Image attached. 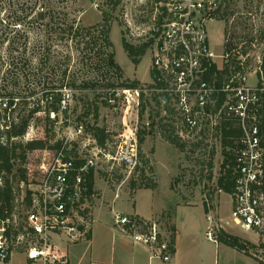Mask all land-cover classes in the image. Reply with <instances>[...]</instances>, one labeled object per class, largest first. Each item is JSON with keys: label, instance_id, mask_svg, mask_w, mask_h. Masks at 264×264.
Returning <instances> with one entry per match:
<instances>
[{"label": "built area", "instance_id": "obj_1", "mask_svg": "<svg viewBox=\"0 0 264 264\" xmlns=\"http://www.w3.org/2000/svg\"><path fill=\"white\" fill-rule=\"evenodd\" d=\"M231 1L146 0L143 20L138 25L128 21L130 42L148 43L151 79L118 89L110 87L108 102L115 107L121 100L123 105V127L115 153L109 148L108 137L103 144L99 142L95 123H72L71 87L60 89L56 107L52 95L45 97L49 106L32 103L36 112H45L54 127L63 129L64 136L57 147L32 150L38 161L24 167V210L17 217L12 213L0 219V261L19 251L25 264H69L67 246L87 240L92 230L98 171L104 164L110 165L109 170L114 163L125 168L126 176L115 188V197H120L121 187L138 168L139 132L150 130L152 113L167 114L170 131L187 145L221 143L216 131L222 129L225 119L238 122L241 134L234 153L232 219L246 229L264 228V194L260 191L264 174V45L257 56L259 63L251 69L245 58L233 52L217 53L210 43V24L225 17ZM18 100L16 96L0 97L2 131L22 117L12 118ZM28 131L20 138L29 135ZM16 138L11 137L10 143ZM1 141L8 142L5 134ZM218 191L224 192L220 187ZM207 218L213 221L211 215ZM114 224L147 245L153 256L171 260L170 235L157 222L115 213ZM214 228L210 227L209 235Z\"/></svg>", "mask_w": 264, "mask_h": 264}, {"label": "rangeland", "instance_id": "obj_2", "mask_svg": "<svg viewBox=\"0 0 264 264\" xmlns=\"http://www.w3.org/2000/svg\"><path fill=\"white\" fill-rule=\"evenodd\" d=\"M4 1L5 4L8 3V0ZM54 1H56L55 4L58 7L73 2V0ZM61 1L65 3L62 4ZM74 1H76L74 6L81 7L77 14V19L81 24L91 25L101 21L102 11L99 9V5H102L103 0ZM145 2L146 0H123L120 6L111 9L114 18L110 38L116 54L115 60L121 68L122 77L120 78L113 72L99 74L90 67L88 68L86 60L82 59L83 55L79 51L83 46V42H80L78 47L73 40L61 39L56 32L49 33L47 29H23L20 26L17 29H5L6 23L11 21L12 18L6 17L8 14L6 9L2 10L0 13V97L4 95L19 97L18 102L15 103L16 111L12 118L15 120H18V117L21 116L27 118L29 112L33 109L32 103L34 102L49 106L43 95L48 81L51 77H54L55 81L58 78L60 79L62 71L66 67L68 73H74L80 80L97 75L100 82L97 86H94L95 88L85 89L79 86H67L74 90L72 123L75 124V122L83 120L88 126H91L93 122L96 126L105 127L107 137L111 143L109 148L115 153L117 136L123 127V105L121 100L117 102L115 107L108 102L110 87L120 88L123 86L119 85L121 81H127V84L136 81L138 84L149 82L151 79V57L148 51L141 62L136 65L128 55L122 42L123 36L130 42L129 29H127L128 21L133 25H138L143 20L141 17L144 14L142 11L145 8ZM39 4H41V0ZM209 28L210 43L215 52H233L238 57L245 58L251 69L254 68L259 63L257 56L263 52L264 0H232L226 8L225 17L211 23ZM132 42L136 43L135 40H132ZM11 47H17L18 50L11 52ZM48 47H50L53 57L50 66H43L40 57L42 51ZM25 48L26 52L22 54ZM55 61H59V64H54ZM26 62H28V65L24 66ZM111 81L115 85H107ZM28 97H31L30 100ZM145 117L142 116V119L144 120ZM0 120L4 124V121ZM151 120L152 126L150 130H146L147 133L144 134L142 143L140 142V136L143 135H140L139 132L140 162L135 174L121 187V198L114 199V191L126 176L125 168L114 163L112 170H109L110 165L104 164L98 171L95 185L98 193L102 191L100 188L109 189L107 194L109 201L105 203L110 206L112 203L125 201L132 205L131 194L138 188H145L140 187L142 186L140 184L150 182V180L156 181L157 184L159 181L160 193L167 192L170 185L175 198L177 197L180 202L202 200L206 205V202H208L206 198H208L212 203L211 208H213L216 218H218L217 223H220L219 218H225L224 223L235 227L236 232L247 236L246 230L248 235L254 238V243L247 242L248 249L253 253L252 256L262 263L264 261V228L246 229L235 223L230 211L232 196L229 193L218 191L217 178L220 175L224 158L221 143L217 141L212 145L203 144L196 147L185 145V148L182 149L180 145L169 140V135L172 137L174 134L169 132L170 117L167 114L152 113ZM30 126L27 138L19 137L11 140V142L26 143L29 139H46L49 143H53L64 136L63 129L54 127L47 119L45 112L32 114ZM172 130L175 132L173 128ZM26 155L27 158L24 162L17 159L16 167L9 175L13 181L15 193L14 217H17L24 210L23 195L25 186H22L23 181L19 180L21 173L19 167H25L29 162L35 164L38 161L33 151L27 150ZM211 160L213 162L212 167L208 164ZM210 174H212L211 179L209 178ZM14 175L17 178H14ZM133 181L136 182V187L133 186ZM222 193L220 203L218 199ZM98 202H104V200ZM93 203L94 201L92 205ZM156 222L163 231H167L169 227L167 215L161 216L159 221ZM218 228L219 226L215 225L213 233L218 232ZM12 256L13 264H25L19 251H15Z\"/></svg>", "mask_w": 264, "mask_h": 264}, {"label": "trees", "instance_id": "obj_3", "mask_svg": "<svg viewBox=\"0 0 264 264\" xmlns=\"http://www.w3.org/2000/svg\"><path fill=\"white\" fill-rule=\"evenodd\" d=\"M8 0L5 4L4 0H0V13L2 10L6 9L8 14L7 18H12L5 25V29L12 28L17 29L18 26L23 27V29H47L49 33L56 32L58 37L64 40H73L75 44L79 47L80 42H83V46L79 50L86 60V65L88 68L97 71L99 74L103 73H116L118 77H122L121 68L115 60V51L113 50V43L110 38V32L112 29L113 14L111 9L117 8L123 2V0H103L102 5H99V9L102 11L101 21L91 24L83 25L77 19V14L81 10V7L74 6L76 1L73 0L72 3H67L66 5L57 6L54 0ZM59 3V1H58ZM64 4V1H61ZM39 5V6H38ZM107 7V8H106ZM10 13V14H9ZM264 34V32H263ZM76 39H78L76 41ZM122 42L128 55L134 62L138 65L143 56L147 53L148 43H131L124 36L122 37ZM18 50L17 47H11V52ZM26 52V48L23 49ZM53 54L51 53L50 47L45 48L42 51L40 57V62L43 66H50ZM236 55L232 57V63L236 62ZM54 64H59V61H55ZM28 62L24 64L27 66ZM55 68V67H53ZM106 69V71H104ZM228 72V67L226 69ZM55 72V71H53ZM54 75V74H53ZM105 75V74H104ZM80 82V83H78ZM100 80L98 76H93L87 79L80 80V78L74 73H68V68L62 71V77L55 81L54 77H51L48 81L46 90L44 91V97L48 98L50 95L53 97L52 106L56 107L57 102L61 99L62 91L60 89L71 86V87H82L85 89L95 88L99 84ZM127 81H121L119 85H126ZM131 84H137L133 82ZM107 85H115L114 82H108ZM106 85V86H107ZM14 96V95H11ZM38 108L31 110L27 118H20L18 123H12V126L7 131H2L0 129V219H4L11 215L14 210V185L10 178V174L16 167L17 159L21 162L26 160V151H32L39 148H44L47 145L52 147H57L60 145L61 141L58 140L54 144L49 143L46 139H32L26 143L17 141L15 143H10L11 137H21L28 129L30 125V119L32 114H34ZM2 114L0 112V119ZM94 134L101 144L106 140V129L103 126H95ZM169 132L172 133V131ZM219 132L221 139V146L223 149V162L220 169V175L217 178V188H222L224 192L229 194L233 191L234 184V165L235 158L234 153L237 147V139L241 134V130L238 127V122L236 120L225 119L222 129L217 130ZM146 130H140V142L144 141V134ZM6 135L8 139L7 143L1 141V137ZM262 135V145L264 147V122L261 126ZM169 140L177 145H180L182 149L185 148V143H181L176 136L169 135ZM194 147L201 144H192ZM209 166H213L212 160L209 161ZM21 173L19 180L26 179V169L24 167H19ZM144 176V175H143ZM14 178H17L14 175ZM149 178V177H148ZM212 178V174L209 175ZM263 183L260 186V191L264 194V174ZM150 180V178H149ZM133 186L136 187V182H132ZM94 185V175L91 172V186ZM145 188H156L157 182L150 180L147 183L140 184ZM218 232L215 233L216 238L224 242L239 251L249 253L247 242L232 233L226 232L224 229H217ZM174 237L170 235V245L171 249L174 248ZM9 259H7L8 261Z\"/></svg>", "mask_w": 264, "mask_h": 264}, {"label": "crops", "instance_id": "obj_4", "mask_svg": "<svg viewBox=\"0 0 264 264\" xmlns=\"http://www.w3.org/2000/svg\"><path fill=\"white\" fill-rule=\"evenodd\" d=\"M100 190L102 191L98 193L96 187L89 238L68 245L66 248L69 264H264V261L260 263L256 260L249 249L251 254L219 241L215 232L209 235L210 227L218 225L219 228L243 238L246 242H255L254 238L248 235V231L245 230L247 232L245 236L236 232L235 227L224 223L225 218H219L220 223H217L218 218L208 198L206 205L202 200L180 202L177 197L175 198L170 185L167 192L160 193L158 181L156 188L136 189L131 194L132 205L125 201H114L115 204L108 206L105 202L109 201L107 198L109 189L100 188ZM222 196L223 193L218 199L220 203ZM121 197L122 195L118 198ZM102 199L104 202H98ZM114 199L117 200L115 193ZM232 207L233 199L230 211ZM115 213L137 215L144 220L155 222L159 221L161 216L167 215L169 227L166 228V232L175 239L171 260L165 261L153 256L147 245L135 241L128 233L120 230L114 224ZM209 215L213 217V221H209L207 218ZM12 255L8 261H0V263L13 264ZM22 259L25 263L23 254Z\"/></svg>", "mask_w": 264, "mask_h": 264}]
</instances>
